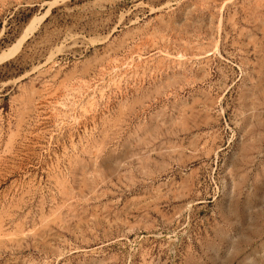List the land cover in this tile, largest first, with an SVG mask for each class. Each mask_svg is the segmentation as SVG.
<instances>
[{"label": "rangeland", "instance_id": "1", "mask_svg": "<svg viewBox=\"0 0 264 264\" xmlns=\"http://www.w3.org/2000/svg\"><path fill=\"white\" fill-rule=\"evenodd\" d=\"M263 183L264 0H0V264H264Z\"/></svg>", "mask_w": 264, "mask_h": 264}, {"label": "bare ground", "instance_id": "2", "mask_svg": "<svg viewBox=\"0 0 264 264\" xmlns=\"http://www.w3.org/2000/svg\"><path fill=\"white\" fill-rule=\"evenodd\" d=\"M250 163H251V162H250ZM260 166H261V165H260ZM260 169H261V168H260ZM256 176H257V175H256ZM242 178H243V177H242ZM249 183H250V182H249ZM252 184H253V183H252ZM261 184H262V183H261ZM263 184H264V183H263ZM254 186H255V185H254ZM259 187H260V186H259ZM262 187H263V185H262ZM252 188H253V187H252ZM236 189H237V188H236ZM236 189H235V190H236ZM252 190H253V189H252ZM261 192H262V190H261ZM261 192H260V193H261ZM253 193H254V192H253ZM245 196H247V195H245ZM263 197H264V196H263ZM258 198H259V197H258ZM260 198H261V196H260ZM252 199H253V198H252ZM233 200H234V198H233ZM247 201H248V200H247ZM247 201H246V202H247ZM262 201L264 202V200H262ZM231 202H232V201H231ZM250 202H251V201H250ZM261 203H262V202H261ZM232 204H233V203H232ZM244 204H245V203H244ZM244 204H243V205H244ZM256 206H257V205H256ZM262 206H263V205H262ZM248 207H249V204H248ZM263 207H264V206H263ZM244 208H245V207H244ZM246 209H247V208H246ZM242 210H244V209H242ZM247 210H248V209H247ZM256 210H257V209H256ZM261 210H263V209H261ZM231 211H232V210H231ZM227 212H228V211H227ZM248 212H249V211H248ZM260 212H261V211H260ZM236 213H237V212H236ZM239 213H240V212H239ZM244 213H245V212H244ZM255 214H256V213H255ZM259 214H260V213H258V216H259ZM236 215H237V214H236ZM245 215H246V214H245ZM239 216L241 217L240 214H239ZM254 216H255V215H254ZM249 217H250V216H249ZM224 218H225V217H224ZM245 219H246V218H245ZM253 219H254V218H253ZM242 220H243V218H242ZM251 220H252V219H251ZM240 221H241V220H240ZM252 221L254 222V220H252ZM256 221H259V220H256ZM254 223H255V222H254ZM256 223H257V222H256ZM256 223H255V224H256ZM248 227H249V226H248ZM259 227H260V226H259ZM254 228H255V227H254ZM246 229H247V227H246ZM237 230H238V229H237ZM234 231H235V230H234ZM248 231H249V230H248ZM218 232H219V231H218ZM243 233H244V232H243ZM255 234H256V233H255ZM248 236H249V235H248ZM251 237H252V236H251ZM241 239H242V238H241ZM239 240H240V238H239ZM259 240H260V239H259ZM260 242H261V241H260ZM255 243H256V242H255ZM257 244H258V243H257ZM229 247H230V246H229ZM255 247H256V246H255ZM245 253H246V252H245ZM251 261H252V260H251Z\"/></svg>", "mask_w": 264, "mask_h": 264}]
</instances>
